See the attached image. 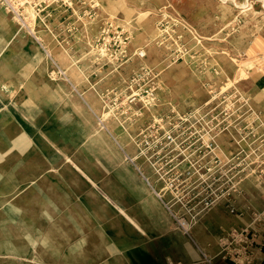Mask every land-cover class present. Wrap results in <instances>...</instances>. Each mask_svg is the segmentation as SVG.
Segmentation results:
<instances>
[{
	"label": "rangeland",
	"instance_id": "rangeland-1",
	"mask_svg": "<svg viewBox=\"0 0 264 264\" xmlns=\"http://www.w3.org/2000/svg\"><path fill=\"white\" fill-rule=\"evenodd\" d=\"M1 11L0 264H251L264 244V0ZM48 121L74 135L44 133ZM84 126L110 142L98 176L75 164L95 150ZM125 167L146 189L133 201L144 221L102 183Z\"/></svg>",
	"mask_w": 264,
	"mask_h": 264
},
{
	"label": "bare ground",
	"instance_id": "bare-ground-1",
	"mask_svg": "<svg viewBox=\"0 0 264 264\" xmlns=\"http://www.w3.org/2000/svg\"><path fill=\"white\" fill-rule=\"evenodd\" d=\"M0 15H1L0 19H2V20L9 18L3 13V11H1ZM26 113L31 114V115L34 114L35 116H38L37 110H35L33 108H32V110H29V112H26ZM191 119L192 118L188 119V124L191 123ZM50 122H53V121H48V123L46 122L45 125L42 124V126L43 125L44 126L41 129L43 131L45 130L44 133H49L51 135L52 132L57 130V127L61 128L62 126H61V124H56L54 127L53 123L51 124ZM63 123H65V122H63ZM75 124L76 125H74L72 128L77 130V131H80L81 125L77 124V122ZM88 126H84L85 128L83 129V133L85 134V136L88 137V138L86 137L87 142H88V148H91V146H92L95 148V150H93V148H92V152H91L92 156L89 155L88 152L81 151L84 154V155L82 154L83 158H80V156L78 158H76L75 164L79 167H80V165H82L84 167H87L88 169H92L94 171L92 173V175L98 176L100 174V168H101V162L99 161V156H103L104 159L106 161H108L109 163L112 162V159H110V155H109L110 153L108 155L106 154V151L108 150V145L110 142H108V140L101 133V131H97L96 133L91 134L90 132L93 131V129H91ZM62 128L63 129L66 128L67 131L70 130L69 132H71L73 134V130L71 129V125L70 126L68 124H67V126L63 125ZM164 132L165 133H167V132H171V133L175 132L176 133L177 131L174 127L169 126V127H166L164 129ZM77 138L78 137L76 136V138H70L68 141H66L67 147H70L72 150L75 151L76 146L74 143V139H77ZM85 147L86 146H84V148ZM82 149L83 148H81V150ZM75 152H77V151H75ZM78 153H80V152H77V154ZM33 178H36V177H33ZM102 183L106 187L110 188L118 197L123 196L125 198V202L131 206V207H128V210L126 212L129 217H131V218L133 217L137 221H139V220L144 221L143 211L140 209L139 203L138 204L133 203V201L137 200L136 202H138L139 199L144 200L145 199L144 194H146V189L144 187V184H141L139 182V180L136 178L135 174L132 171L128 170L127 167H125L124 172L122 173V183H120V184H118L114 181L111 182V180H107V181L103 180ZM135 217H137V218H135ZM162 226H165V225L162 224ZM137 263H138V261H137Z\"/></svg>",
	"mask_w": 264,
	"mask_h": 264
},
{
	"label": "crops",
	"instance_id": "crops-1",
	"mask_svg": "<svg viewBox=\"0 0 264 264\" xmlns=\"http://www.w3.org/2000/svg\"><path fill=\"white\" fill-rule=\"evenodd\" d=\"M260 238V236H258ZM253 262L251 264H264V244L253 246Z\"/></svg>",
	"mask_w": 264,
	"mask_h": 264
},
{
	"label": "built area",
	"instance_id": "built-area-1",
	"mask_svg": "<svg viewBox=\"0 0 264 264\" xmlns=\"http://www.w3.org/2000/svg\"><path fill=\"white\" fill-rule=\"evenodd\" d=\"M141 54V56H143L144 55V53L143 52H141L140 53ZM214 122H215V120H214ZM209 123H210V121L208 120V121H206V124L205 125H207V127L209 128L208 130V132L210 133V131L213 129V124H212V126H209ZM218 127V126H217ZM222 127H226L225 125H222ZM221 127V128H222ZM220 127H218V128H216L215 130H214V133H210L212 136H215L217 133H219V131H225V130H222ZM227 130H229V129H227Z\"/></svg>",
	"mask_w": 264,
	"mask_h": 264
}]
</instances>
